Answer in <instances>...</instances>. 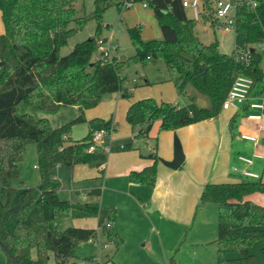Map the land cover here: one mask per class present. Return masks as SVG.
Segmentation results:
<instances>
[{"label":"trees","instance_id":"trees-1","mask_svg":"<svg viewBox=\"0 0 264 264\" xmlns=\"http://www.w3.org/2000/svg\"><path fill=\"white\" fill-rule=\"evenodd\" d=\"M255 1V11L245 6L236 10L235 33L244 36L246 45L254 46L242 48L247 53L243 57L236 49L230 55L221 53L217 41L203 44L194 32L195 21L186 16L181 0L148 3L153 8L161 39L145 42L140 38L139 28L128 29L135 52L133 61L143 64L161 59L170 71L178 74L180 92L191 85L209 99L211 108H199L192 100L184 107H177L165 102L157 104L151 98L142 99L131 104L125 113L135 137H146L145 127L156 121L161 132L216 118L238 75L252 78L259 87L264 83V70L260 68L264 50L259 48L264 45V0ZM100 12L97 4L93 16L97 22ZM0 18L4 28V34L0 35V241L10 249L16 264H49V254H53L55 264H70L77 246L95 241L98 233L96 229L76 227L60 231L61 223L66 219L96 218L104 245L118 250L123 241L116 226L117 211L95 203L61 199L54 170L57 166L73 167L90 161L92 154L86 151L93 132L79 140H71L68 134L72 126L85 122V110L96 106L104 95L121 90L119 67L127 61L90 64L100 24L93 37L76 44L68 55H59L67 39L85 25V19L76 17L71 0H0ZM202 20L211 23L205 15ZM71 23L75 28H68ZM21 102L48 112L60 105L74 106L79 116L52 128L45 118L18 115L16 107ZM30 143L36 148L40 183L17 191L14 183L19 179V161ZM154 160L143 170L130 172V182L153 187L157 156ZM253 193H264V183L244 179L204 185L196 209L208 203L218 207L217 264H255L251 247L264 238V207L245 200ZM14 194L17 202L11 207L9 199ZM38 200L43 216L34 220L29 212ZM11 216L15 225L9 234L5 223ZM53 237L59 240L58 244L53 243ZM5 256L7 264H11Z\"/></svg>","mask_w":264,"mask_h":264},{"label":"rangeland","instance_id":"rangeland-1","mask_svg":"<svg viewBox=\"0 0 264 264\" xmlns=\"http://www.w3.org/2000/svg\"><path fill=\"white\" fill-rule=\"evenodd\" d=\"M104 1L105 0H71V6L75 11L76 17L85 19V25L81 30L75 31L67 39L66 44L59 49V55H68L76 44L93 37L97 25L100 24V31L96 34L97 39H108L109 41L105 46L112 45L113 43L118 44L119 50L115 54L117 56H126V69L124 65L119 67V76L121 77L123 74L127 78L122 76L124 77L123 79L126 80L124 84V89L126 90L121 88L118 93L104 95L96 106L85 110L83 112L85 122L72 126L68 137H70L71 140L82 139L87 136L90 130L97 128L99 125L102 127V120L104 123L111 121L110 125L106 127L108 129L106 138L109 140L112 138V135H116L117 139H119L114 141V145L112 146L123 145L125 147L129 145V148L133 149L132 141L134 137H132V135H135V130L131 129L125 120L126 109L131 104L142 99L151 98L157 104L165 102L177 107H184L189 103V97L191 96L194 97L195 104L200 108L210 109L211 103L209 99L200 94H195L196 92L191 85L185 86L182 92L178 90L177 86L180 83L178 74L175 72H168L166 65L161 59H151L143 64L139 61H133L132 57L135 52L127 35L128 29L139 28L140 38L145 42L161 39L160 28L154 16L153 8L148 5L151 0ZM123 2H125V4L128 3V5L122 6ZM97 4L101 8L99 22L93 17ZM143 4H145V6H143ZM202 9L204 8H199L200 11H202ZM186 14H188L190 19L192 18L191 9H187ZM68 28H75V24H69ZM194 32L203 44L208 45L217 41L218 49L223 54L230 55L236 48H254V46L246 45L242 34L231 31L229 33L215 32L214 28L211 27L210 24L203 22L201 18L199 21L195 22ZM2 34H4V28L0 18V35ZM259 48L264 50V45L259 46ZM100 59H102V54L98 48H96L91 55L90 64ZM260 68L264 70V57H262L260 62ZM123 69H125V73ZM132 80H135V82L132 83ZM260 87L264 88V83H262ZM124 94L127 95L124 96ZM16 113L18 115H29L34 119L45 118L52 128H58L79 116L74 106L60 105L56 110L48 112L33 109L24 102L18 104ZM221 113L222 111L219 112V114ZM219 114L216 118L219 117ZM113 116L114 119H112ZM156 122H154L155 124L152 126L147 125L145 127V129H147L146 137H157L159 133L166 132H159V122ZM156 124L157 130H155ZM159 135L157 140L155 139L156 144H158V150L160 146L158 140ZM113 139L114 138H112V140ZM129 148L120 151V153L123 151V153L130 151ZM162 148L165 149L164 142H162ZM169 148L171 152H173L172 147L170 146ZM111 152L115 153L114 148ZM106 157L107 155H105V159ZM99 158V154L91 155L90 161L83 164V166L90 168L89 174H84L79 179L76 177L71 178L67 174L68 169L62 167V177L59 178L60 187L58 189L61 198H70L68 200L71 201L80 200V198H76L78 196L83 197L82 194L85 193L86 200H95L98 196L103 197V203L109 205L110 208H121V206H124L126 203H130L129 198L121 195H113V191L109 189L111 186L124 189L126 180L121 181L112 178L108 180L109 184H107L103 179L98 178L97 175L94 174L93 168L95 164L101 160ZM158 159L166 161L161 157H158ZM113 164L112 173L114 174L119 172L120 162L117 163L114 160ZM33 166H38V159L35 145L30 143L25 147L19 161V179L14 183L17 191L21 188L37 187L39 185V170L34 169ZM132 193L136 194L135 191H132ZM16 202L17 194H14L9 199V205L14 207ZM185 214L189 217L188 224L179 229L173 224L174 220L172 219V229L166 231L161 237H158L156 234L154 235L153 232L149 230L151 226L149 220L137 222V224H135L137 229L135 232H132L131 238L133 239L126 244L128 248H124L126 249V254L117 255L118 257L115 256L114 261L117 264H217L215 253L216 246L214 242L216 240L218 207L215 204L208 203L198 209L194 206L190 213ZM29 215L34 220L42 219V205L39 200L35 202ZM176 216L173 215V217ZM134 219H130L129 223L125 220L129 229H131L132 224L130 223L135 221ZM69 220L71 219H66L61 223L59 228L60 231L71 226L68 223ZM154 221L156 220H153V222ZM167 221L168 220H165L164 223L168 224L169 222ZM14 225L15 219L11 216L5 223V229L9 234L13 231ZM142 237L149 240L146 247H142L145 243ZM149 237L150 239H147ZM102 245L104 244L100 242L94 243L92 241L79 244L75 249L74 257L70 260V264L88 263V259L97 262L102 261V264H111L105 262V255L112 257L114 248H103ZM171 246L173 247V251H167ZM129 248L136 250V252L131 253ZM251 252L255 258V264H264V238L253 244ZM143 253L145 255H143ZM31 254L32 258L35 259V252L33 251ZM48 263L55 264L53 254H49ZM0 264H7L6 256L1 248Z\"/></svg>","mask_w":264,"mask_h":264},{"label":"crops","instance_id":"crops-1","mask_svg":"<svg viewBox=\"0 0 264 264\" xmlns=\"http://www.w3.org/2000/svg\"><path fill=\"white\" fill-rule=\"evenodd\" d=\"M185 12H187V9H185ZM186 16L190 19L188 14H186ZM121 57H124L121 60H126V56L119 55V58ZM124 66L126 69L127 63L124 64ZM125 69H123L124 73ZM166 69L168 72L173 73V71H170L167 67ZM122 76L125 75L122 74ZM122 76V89H124L126 80H124V77ZM133 82H135V80H132V83ZM145 83L147 84L146 81ZM257 90H259V88L255 89V91ZM261 90L264 91V89ZM195 94L198 93L196 92ZM254 94L259 96L261 93ZM189 99L194 102V97L190 96ZM197 107L199 106L197 105ZM221 111L222 113L219 114L218 118L201 121L179 128L176 131H166L161 134L159 133V150L158 144H156L158 135L157 137L148 136L144 138H135V136L132 135V137H134L132 141V146L134 147L133 149H130V146L128 145L125 146L123 150H127L129 148L130 151L125 153H123V151L120 153L122 150L118 149L119 145L112 146L115 153L110 152L106 159L101 148L99 147L96 149L93 154H99V159L101 160L95 164L93 168L94 174L97 175L98 178L103 179V181L107 184H109L108 180L112 178L119 179L121 181L126 180L124 189H119L114 186H111L109 189L113 191V195H121L129 198L130 203H126L124 206H121V208H110L109 205L103 203V197L98 196L95 200H86L85 193L82 194L83 197L78 196L76 198H80V200H68L70 198L65 200H68L71 203H95L101 208L115 209L117 211L116 226L123 243L116 251L111 245L106 244V247L102 245L103 248H112L114 250L112 257L105 255V262L111 264L113 262L116 263L114 261L115 256L118 257L117 255L126 254V249L124 248H128L126 247V244L132 241V232L136 231L137 227H135V224L139 221L149 220L151 223L149 230L158 237H161L166 231L172 229V219L174 220L173 224L177 226V228L180 229L182 226L184 227L189 223V217L185 213H190L194 206L196 208L198 198L201 195L205 184L234 183L245 179V177H243L240 173H233L231 171L232 167H237L240 171L246 170L253 172L258 175V178L254 180H259L264 183V159L255 158L253 159V163L249 166L244 165L237 159L239 155H245L247 157H252L254 153L264 155V132L259 131L258 122L249 121L245 118L246 114L256 113V111H244L241 107ZM112 119H114V116ZM102 122L105 124L103 120ZM154 124L155 123L150 126ZM260 124H264V120H262V123ZM99 128H101V125L93 130H90V132H94ZM155 130H157V124L155 125ZM240 134L257 136L256 144L240 139ZM174 135L177 136L180 144L182 143L181 147H183L184 151V161L180 168L177 170H171L162 165L160 162L161 159H158L156 163V174L153 187L140 186L138 184L131 183L129 180L130 172H139L145 167L152 165L155 162V156H157V158L161 157L166 161L172 160L173 152H171L169 147L171 146L173 150ZM112 138L114 139L112 140ZM112 138L110 139L112 141V145H114V141L119 139H117L116 135H112ZM109 140L104 137L102 140L103 145L108 143ZM162 142L165 143V149L162 148ZM114 160L117 163L120 162L121 165L119 164V172L113 174L112 167L114 165ZM99 164H103V168H98ZM62 167L65 166H57L54 170V178L58 181L59 178L62 177ZM33 168L37 169L35 166H33ZM66 168L68 169L67 174L71 178L76 177L77 179L82 177L84 174H89L90 170L89 167H85L83 164ZM132 191H135L136 194L132 193ZM58 196L60 197L59 191ZM245 200H249L264 207V193H253L246 196ZM173 215L177 216L173 217ZM130 219H134L136 221H133L134 223H130L132 224L131 229L128 228V224L126 223V221L129 223ZM153 220L156 221L153 222ZM165 220H168L167 222L169 223H164ZM68 223L71 225L69 227L96 229L98 235L96 240L92 242H100L104 244L103 237L100 235V231L97 227L96 218L71 219ZM147 239H150V237ZM142 240L145 241L142 247H146L149 240H146L143 237ZM130 250L131 253L136 252L134 249ZM167 251H173V247L171 246V248ZM143 255L145 254L143 253ZM232 257L233 256H231V258ZM92 261V259H88V263L85 262L84 264H89ZM95 264H102V261H96Z\"/></svg>","mask_w":264,"mask_h":264},{"label":"built area","instance_id":"built-area-1","mask_svg":"<svg viewBox=\"0 0 264 264\" xmlns=\"http://www.w3.org/2000/svg\"><path fill=\"white\" fill-rule=\"evenodd\" d=\"M125 2L122 3V6H127ZM181 5L184 9H191L192 19L196 22L202 19V15L209 17L211 20V27L214 28L215 32L218 33H229L235 32L236 24V10L239 6H245L250 11H255L257 3L255 0H208L204 3V0H181ZM145 6V4H143ZM202 11L199 10V8ZM108 39H97L96 48L102 54V59L98 60L101 64H115V60H119V56L115 53L119 50V46L116 43L112 45H107ZM239 55L246 56L247 53H244L242 48H236L235 50ZM260 87L253 81L252 78L245 75H238L232 85L230 86L221 106V110H229L231 108L241 107L244 111H256V113H248L245 115V118L249 121H254L259 123V131L264 132V91H255ZM129 92V91H128ZM254 93H261L259 96H256ZM108 135L107 128H99L93 132L91 143L88 146L86 151L87 154H93L96 149L99 147L105 155H108L112 151V141L109 140L108 143L102 144L104 137ZM240 139L245 141H250L253 144L257 142V136L240 134ZM119 150H123L124 146L119 145ZM264 159V155L259 153H254L252 157H247L245 155H239L237 159L246 166H249L253 163V159ZM103 164H99L98 168H103ZM36 168V167H35ZM231 171L233 173H240L245 179H257L258 175L250 171H240L237 167H232ZM106 247V245H104ZM96 261H92L89 264H95Z\"/></svg>","mask_w":264,"mask_h":264},{"label":"water","instance_id":"water-1","mask_svg":"<svg viewBox=\"0 0 264 264\" xmlns=\"http://www.w3.org/2000/svg\"><path fill=\"white\" fill-rule=\"evenodd\" d=\"M124 57H121L120 59H123ZM110 125V121L103 124V128H106ZM149 128V127H148ZM184 161V155L182 151L181 144L179 142V139L176 135L173 136V158L171 161H164L160 160L161 164L165 167L171 169V170H177L180 168ZM53 243L56 245L59 243V240L53 237ZM0 248L4 251V253L7 255L9 261L11 264H16L15 258L13 254L11 253L10 249L0 241Z\"/></svg>","mask_w":264,"mask_h":264}]
</instances>
